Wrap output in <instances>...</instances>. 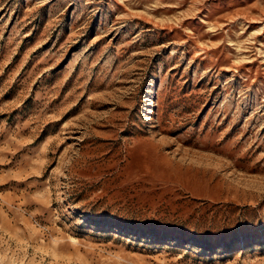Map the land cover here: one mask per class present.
I'll list each match as a JSON object with an SVG mask.
<instances>
[{
    "label": "rangeland",
    "instance_id": "obj_1",
    "mask_svg": "<svg viewBox=\"0 0 264 264\" xmlns=\"http://www.w3.org/2000/svg\"><path fill=\"white\" fill-rule=\"evenodd\" d=\"M0 264H264V0H0Z\"/></svg>",
    "mask_w": 264,
    "mask_h": 264
}]
</instances>
